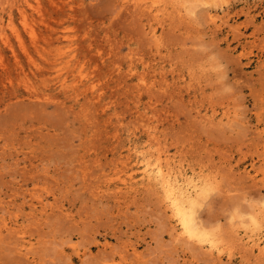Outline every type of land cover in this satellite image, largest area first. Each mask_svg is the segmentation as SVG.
Listing matches in <instances>:
<instances>
[{"label": "rangeland", "instance_id": "374dc122", "mask_svg": "<svg viewBox=\"0 0 264 264\" xmlns=\"http://www.w3.org/2000/svg\"><path fill=\"white\" fill-rule=\"evenodd\" d=\"M132 2L0 0L24 47L5 26L0 264H264L239 241L246 228L264 236V0H189L194 12L160 23ZM64 34L67 88L46 60ZM151 141L215 179L197 224L221 258L177 236L153 187L109 182Z\"/></svg>", "mask_w": 264, "mask_h": 264}, {"label": "bare ground", "instance_id": "6f19581e", "mask_svg": "<svg viewBox=\"0 0 264 264\" xmlns=\"http://www.w3.org/2000/svg\"><path fill=\"white\" fill-rule=\"evenodd\" d=\"M132 7L134 9L146 10L153 20L160 23L165 18L172 17V14L179 18H185L189 15V12H194L188 7L189 0H132ZM205 1V0H199ZM207 3L209 4V0ZM29 6L30 3L25 1ZM206 3V4H207ZM203 4V3H202ZM202 6H205L202 5ZM20 17L23 26L27 29L30 37L36 39L35 29L28 23V14L25 9H20ZM213 18V16H212ZM214 21V20H213ZM0 19V37L4 42H8L6 35V27H8L16 36L20 47H23L22 36L18 33L14 26L12 16L9 15L7 24ZM6 26V27H5ZM157 27L150 29V34L153 38H157ZM54 56L50 59V64L56 69V77L59 80L62 88L72 87V84H68L67 77H63L61 71L69 66L72 62L70 59L73 55L72 40L69 35H62L58 37L51 45H55ZM0 60H2V52L0 51ZM47 62V61H46ZM49 62V61H48ZM47 64L49 65V63ZM34 65L38 67V64L34 62ZM84 78L83 70H78L76 79L82 81ZM73 80L72 83H74ZM154 129L150 130L149 135L154 134ZM134 152L138 157L140 166L133 170L131 173L128 170L121 168H115L114 174L109 179V182L116 181L119 191L123 189L134 190L136 184H144L153 187L158 194H160L161 200L166 207L170 210L176 224H177V236L186 240L196 242L209 250V252L215 255L217 258H221L223 254V248L218 240L206 232L202 231L201 226L197 224V212L202 207L203 203L209 198L211 193L215 189V179H208L192 172L186 173L181 166H176L166 150L161 147H154L153 141L148 147L143 149L134 148ZM138 178L136 182H133L135 178ZM252 223L258 224V221L253 217ZM239 241L243 246L251 253L257 254L259 257L264 256V236H258L249 234L247 228L245 230V236L241 237Z\"/></svg>", "mask_w": 264, "mask_h": 264}]
</instances>
